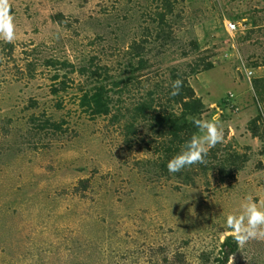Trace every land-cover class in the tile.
<instances>
[{"label":"rangeland","instance_id":"374dc122","mask_svg":"<svg viewBox=\"0 0 264 264\" xmlns=\"http://www.w3.org/2000/svg\"><path fill=\"white\" fill-rule=\"evenodd\" d=\"M205 120L223 138L170 172ZM249 200L264 213V0H0V264H219L228 237L227 264H264Z\"/></svg>","mask_w":264,"mask_h":264},{"label":"clouds","instance_id":"9594fccd","mask_svg":"<svg viewBox=\"0 0 264 264\" xmlns=\"http://www.w3.org/2000/svg\"><path fill=\"white\" fill-rule=\"evenodd\" d=\"M182 86V81L176 80L172 83L174 91L173 95L178 94L179 88ZM196 127L199 129L198 133L190 138L183 146L181 152L169 161L168 169L170 172H179L186 165L194 164L197 162H203L204 157L207 155V147L214 146L223 138V132L217 124L211 121H195ZM177 161H180L177 166ZM242 216L249 221L248 228L250 233H243L242 235L248 239L256 238L258 236H264V232L260 231L261 226H264V213L255 211V205L249 202L243 206ZM256 217L255 220L252 218ZM235 220V218H234ZM241 227L244 224L241 222ZM247 240H243L242 243H246Z\"/></svg>","mask_w":264,"mask_h":264},{"label":"trees","instance_id":"16d2710c","mask_svg":"<svg viewBox=\"0 0 264 264\" xmlns=\"http://www.w3.org/2000/svg\"><path fill=\"white\" fill-rule=\"evenodd\" d=\"M102 98H104L103 89H101V91L96 92L94 95H92L90 99H87L85 101L87 102L89 107L91 106V108L94 109L93 111L94 113H106L108 111V106H107V103L104 102ZM198 109L199 108L197 106L193 108L192 114L196 113ZM174 122L175 121H172V120L170 121L172 127H174L175 131H177L178 127L176 124L174 125ZM178 131L174 133L175 136L177 134H180ZM173 153L178 155L174 151ZM232 239H233L232 237H228L226 241L223 243V245L221 246L222 258L219 260V264H227L230 256L236 252L237 245L232 242Z\"/></svg>","mask_w":264,"mask_h":264},{"label":"built area","instance_id":"2783aa9c","mask_svg":"<svg viewBox=\"0 0 264 264\" xmlns=\"http://www.w3.org/2000/svg\"><path fill=\"white\" fill-rule=\"evenodd\" d=\"M225 29H226L227 33L230 35H233L237 31L236 25L234 23H231V22H227L225 24ZM246 72H247V74L245 76H247V77L251 76V74H252L251 72H248V71H246Z\"/></svg>","mask_w":264,"mask_h":264}]
</instances>
